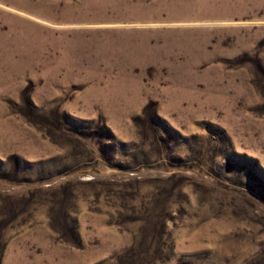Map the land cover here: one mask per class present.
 I'll return each instance as SVG.
<instances>
[{"label":"rangeland","instance_id":"rangeland-1","mask_svg":"<svg viewBox=\"0 0 264 264\" xmlns=\"http://www.w3.org/2000/svg\"><path fill=\"white\" fill-rule=\"evenodd\" d=\"M0 264H264V0H0Z\"/></svg>","mask_w":264,"mask_h":264}]
</instances>
